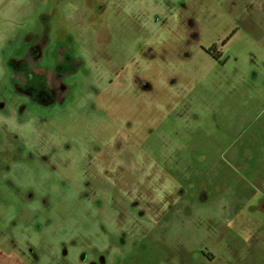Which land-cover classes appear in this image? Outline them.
<instances>
[{"label":"rangeland","instance_id":"obj_1","mask_svg":"<svg viewBox=\"0 0 264 264\" xmlns=\"http://www.w3.org/2000/svg\"><path fill=\"white\" fill-rule=\"evenodd\" d=\"M35 3L0 0V47ZM110 3L112 37L87 57L122 105L82 106L81 71L71 111L17 122L0 53V264H264V0Z\"/></svg>","mask_w":264,"mask_h":264},{"label":"flooded vegetation","instance_id":"obj_2","mask_svg":"<svg viewBox=\"0 0 264 264\" xmlns=\"http://www.w3.org/2000/svg\"><path fill=\"white\" fill-rule=\"evenodd\" d=\"M110 1L36 0L33 14L22 22L17 36L6 37L5 47L2 49V52L8 48L13 51V54L6 53L4 58L3 79L5 87L19 100L17 112L21 111V114L12 113L9 117L26 124L37 119L39 125H44L51 121L45 116L52 118L61 112L71 111L76 106L72 97L74 79L81 71L88 74L95 89V95L82 106L107 109L124 103L120 98L109 101L101 94L97 88L96 69L87 57L88 53H102L103 45L112 37L106 23L113 3ZM185 29L187 39L189 37L199 41L197 25L192 20H188ZM211 50L209 47L206 51ZM95 58L102 63L100 57ZM132 59V56L125 59L127 65ZM101 65L107 69L104 64ZM147 66L149 64L133 60V85L135 91L144 97L142 107H150L153 101V86L145 74ZM17 74L23 76L21 82L12 78V75ZM22 104L25 110L22 109ZM24 112L26 115H23ZM152 115L150 112L149 116ZM9 117L0 113V120ZM194 201L200 202L198 199ZM225 212L222 209L216 216ZM169 220L173 221L172 217ZM231 222L229 215L222 224ZM227 239L233 240L231 236ZM208 254L197 251L193 259L208 258Z\"/></svg>","mask_w":264,"mask_h":264},{"label":"crops","instance_id":"obj_3","mask_svg":"<svg viewBox=\"0 0 264 264\" xmlns=\"http://www.w3.org/2000/svg\"><path fill=\"white\" fill-rule=\"evenodd\" d=\"M260 16H264V12H262L260 14ZM12 34H11V31H7L6 30V25H5V35H4V40L6 39V37H11ZM5 47V44H2L1 47H0V53L2 52V49Z\"/></svg>","mask_w":264,"mask_h":264}]
</instances>
